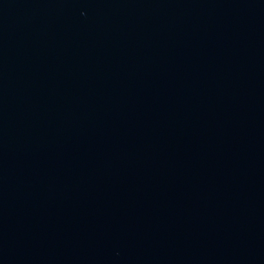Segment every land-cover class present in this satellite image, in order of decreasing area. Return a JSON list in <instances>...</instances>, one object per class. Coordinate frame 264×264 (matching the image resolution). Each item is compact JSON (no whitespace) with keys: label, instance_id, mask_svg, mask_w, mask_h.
Segmentation results:
<instances>
[{"label":"water","instance_id":"1","mask_svg":"<svg viewBox=\"0 0 264 264\" xmlns=\"http://www.w3.org/2000/svg\"><path fill=\"white\" fill-rule=\"evenodd\" d=\"M0 264H264V0H0Z\"/></svg>","mask_w":264,"mask_h":264}]
</instances>
